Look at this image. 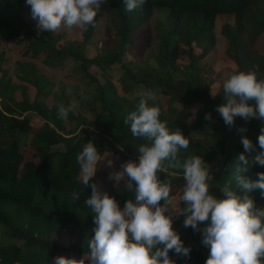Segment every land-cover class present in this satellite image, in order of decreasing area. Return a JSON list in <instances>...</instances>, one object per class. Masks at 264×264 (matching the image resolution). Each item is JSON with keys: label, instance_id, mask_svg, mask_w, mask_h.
Segmentation results:
<instances>
[{"label": "trees", "instance_id": "16d2710c", "mask_svg": "<svg viewBox=\"0 0 264 264\" xmlns=\"http://www.w3.org/2000/svg\"><path fill=\"white\" fill-rule=\"evenodd\" d=\"M25 5V0H0V41L16 38V42L26 46L25 54L31 51L30 55L36 56L43 52V61L49 66L57 65L64 58H73L84 74L94 80L100 108L92 118L69 113L66 120L75 121V126L67 127L65 120L57 117V106L68 105V96L62 91L54 94L50 105L46 104L44 99L52 90L46 88L47 83H42L41 72L30 62L16 61V68L23 71L17 77L36 86L33 100L28 96L26 85L20 86L23 97L16 102L20 108L16 112L8 102L11 93L7 82L10 81L4 77L7 57L0 51V230L8 232L6 239H0V264H53L61 255L82 258L94 237L95 214L84 203L91 195V188L83 189L79 182L76 155L85 143L92 141L100 154L116 153L117 165L125 160L138 162L136 149L151 143L146 138L134 137L130 125L124 123L127 115L135 110L138 96L131 101L119 94L112 82H100L88 71L91 64L104 71L112 63L120 62L124 92L143 84L168 95L171 104L166 107L157 99L160 119L167 121L170 131L179 128L189 139V147L178 152L179 164L166 160V171L158 173L162 180L171 179V196L182 194L185 181L180 165L189 156L199 155L209 165L221 155L208 181L210 193L221 199L224 197L220 186L231 181L235 187L237 169L246 166L238 160L241 154L248 160L249 170L244 173L247 179L256 181L257 173L264 172V166L253 163L264 151L257 143L264 121L236 117L235 127L229 129L215 110L226 102L223 84L234 71L255 72L258 79H264V52L255 44L256 38L264 34V0H147L131 12L125 10L123 0H108V27L114 44L104 45L102 52L92 57L86 56L83 48L99 22L97 16L95 26L86 25L81 38L68 37L67 29L37 34L32 26L37 21ZM155 13H162V19H155L152 30L143 29ZM149 31L154 35L151 45L147 40ZM59 38L63 41L57 45L54 40ZM135 43L138 48L150 47V52L136 58L135 63L123 61L125 45ZM195 47L200 51L196 52ZM183 56L188 57V62L178 61ZM211 56L214 61L216 58L233 60L236 66L229 69L228 75H223L214 68V61L209 60ZM150 58L154 63L149 62ZM215 81L219 89L211 93L210 87ZM194 103L197 106L193 118L187 122L185 118L191 115L189 107ZM26 110L35 111L43 121L35 126L25 115L18 117ZM240 127L246 128V132L238 133L236 129ZM244 135L253 142L252 152H245L240 142ZM104 178L105 170L98 164L90 183L104 182L101 194L107 192L114 197L123 210L127 200L134 199V192L126 191L123 181L118 185L115 180ZM73 191L81 192L79 200L72 199ZM250 195L255 207L264 209V192L255 189ZM179 206L185 205L181 202ZM184 219L183 215L173 216V228L184 245L191 248L190 257H178L174 252L169 256L175 264H205L209 249L200 242L202 233L185 228ZM206 223L199 227H205ZM64 237L68 238L67 245L58 242ZM13 239L22 242H13Z\"/></svg>", "mask_w": 264, "mask_h": 264}, {"label": "clouds", "instance_id": "9594fccd", "mask_svg": "<svg viewBox=\"0 0 264 264\" xmlns=\"http://www.w3.org/2000/svg\"><path fill=\"white\" fill-rule=\"evenodd\" d=\"M31 7L32 18L37 21L38 31L57 32L62 26L71 30L95 26V17L103 0H26ZM126 11L141 8L147 0H123ZM158 90L139 86L138 103L124 123L130 125L134 137L146 138L150 144H142L136 150L138 162L127 161L121 171H112L108 179L119 185L124 182L134 199L127 200L123 210L107 192L101 194L95 182L98 163L108 155H101L94 142L85 143L76 155L79 165V182L82 188H91V195L84 203L94 213V237L88 242L83 257L57 256L53 264H175L169 253L178 257H190L186 247L173 228V216L185 217L183 226L202 233L200 242L209 249L205 264H262L264 262V209L255 207L250 193L259 189L264 192V172L257 173L252 181L244 175L248 160L244 154L238 157L245 167L234 175L235 187L228 181L220 186L224 198L210 193L209 166L199 155L189 156L180 167L185 184L178 201L171 193V179H161L165 172L164 161H175L181 149L189 147V139L178 128L170 131L167 121H161L157 102ZM225 103L216 107L225 125L235 127V118L245 121H264V79L255 72L234 71L223 84ZM254 101V104H250ZM78 101L57 106V117L68 118L78 107ZM207 119V117H206ZM191 122V118H189ZM238 133L246 128L236 129ZM241 144L245 152H252V140L244 135ZM259 148L264 150V127L258 136ZM123 147L120 151H123ZM108 159L106 166L113 167ZM253 163L264 166V151ZM172 165L169 164V167ZM81 192L73 191L72 199L79 200ZM161 201L164 203L161 204ZM185 206H178L180 203ZM206 226L200 228L201 224Z\"/></svg>", "mask_w": 264, "mask_h": 264}, {"label": "rangeland", "instance_id": "374dc122", "mask_svg": "<svg viewBox=\"0 0 264 264\" xmlns=\"http://www.w3.org/2000/svg\"><path fill=\"white\" fill-rule=\"evenodd\" d=\"M26 7L31 9V7L27 4L26 0ZM108 0H103V3L101 4L100 10L97 13V19H99L98 24L95 27L94 33L90 36V39H87L84 43L83 51L86 56H94L95 54H98L102 52L103 46L108 45L111 46L114 44V36L112 31H109L108 27V13L109 9L107 8ZM163 14L162 13H155L152 15V20H148L146 23V26L143 28L145 30H152V26L154 24V21L156 18L162 19ZM33 28L36 30V33L38 34L40 31L37 30V24H32ZM85 27L83 28H77L73 27L71 30L67 29L66 27H61L57 32H50L51 34L59 33L64 31V29H67V36L70 38H78L82 37V32ZM146 37V36H145ZM149 37V39H148ZM147 40H149L148 44L151 45L154 41V35L151 31L147 34ZM61 41H63V38H59L54 40V42L59 45L61 44ZM138 44V42H137ZM256 47L264 52V34L259 35L256 38ZM221 42L218 41L217 47L220 48ZM26 49V46L23 43L16 42L15 39H11L8 41H0V51H3L4 56L7 57V61L4 63V68L7 69L6 74L4 75L5 79L10 81L7 87L9 90V93L11 95L8 97V102L10 103V106L12 108L16 109L17 111H20V108L18 107V102L20 99H22V91L20 90L21 85H26L27 93L30 98V100H33L36 93V86L33 84L27 82L26 80H22L17 77V73L23 74V71L21 69L16 68V61H24V62H30L31 64H34V66L41 72L42 74V83H47L46 88H50L52 90L51 93L46 95L44 101L46 104L50 105L53 102V96L54 94L61 93L64 91V93L68 96V99L70 103L72 101H78V107L75 109V113H81L88 118L93 117V113L97 112L99 110V102L97 101L95 88H94V80L91 79V77L86 76L84 72L79 68L78 63L74 61L73 58L67 57L55 65V66H49L43 61L44 53L41 52L36 56H31L29 51L28 54H25L23 51ZM194 50L196 52L200 51L199 48L195 47ZM150 52V47L142 46L138 48V45L135 44H126L122 58L123 61H136V58L145 56L146 53ZM209 60L213 63L214 58L211 56ZM181 63L188 62V57H181L178 59ZM150 63H154V59H149ZM183 65H181L182 67ZM236 64L233 60L230 59H220L216 58L214 61V68L216 70H220L223 75H228L229 69L232 67H235ZM22 68H25L23 66ZM88 71L91 73V75H94L98 78L100 82H105L106 80L112 82L114 86L116 87V90L119 94H124L129 98V100L134 101L136 93L139 90V86H134L132 90L124 92L122 90V83H121V74L123 67L120 62H114L109 67H107L106 70L102 71L97 68L94 64H91L88 68ZM179 74L181 73L178 72ZM1 74V71H0ZM211 93H215L219 89V83L218 81H215L211 84ZM157 97L159 99V103L162 107H166L170 105L168 100V95H164L163 93H157ZM0 105H2L0 101ZM197 104L194 103L189 107V110L191 112L190 116H187L185 120L189 122V118H193V113L195 111ZM25 115L28 117L29 122L32 125H39L43 119L40 115H38L33 110H26L22 111L20 114H18V117H22ZM65 124L67 127L75 126V121L68 122L65 120ZM80 125H77V128H79ZM108 155L104 160H101L98 164L105 170V181H110L108 179L109 174L112 171H121V165L122 162L117 165L114 160L117 158V154L112 151H106ZM105 153L101 154L104 155ZM217 159L211 162L209 166L210 173L214 169L215 164L217 163L218 159L221 158V155L219 157H216ZM108 159L113 160V167L109 168L106 166V161ZM126 162L128 160H125ZM124 161V162H125ZM96 184L98 186V189L100 192L104 189L105 183L102 181L97 180ZM173 197H176L178 201V195H173ZM179 206V205H178ZM8 237V232L6 229L0 230V239H6ZM13 242L21 243L22 240L20 239H13ZM61 245H67L68 238L64 237L58 241Z\"/></svg>", "mask_w": 264, "mask_h": 264}]
</instances>
